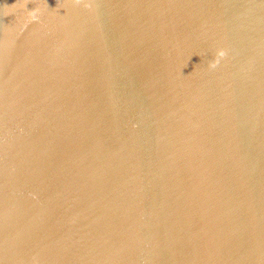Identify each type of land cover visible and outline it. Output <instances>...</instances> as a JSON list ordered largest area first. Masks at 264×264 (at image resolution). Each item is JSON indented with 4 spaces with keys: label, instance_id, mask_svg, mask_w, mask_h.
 Instances as JSON below:
<instances>
[{
    "label": "water",
    "instance_id": "1",
    "mask_svg": "<svg viewBox=\"0 0 264 264\" xmlns=\"http://www.w3.org/2000/svg\"><path fill=\"white\" fill-rule=\"evenodd\" d=\"M0 264H264V0H0Z\"/></svg>",
    "mask_w": 264,
    "mask_h": 264
}]
</instances>
